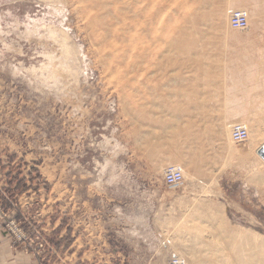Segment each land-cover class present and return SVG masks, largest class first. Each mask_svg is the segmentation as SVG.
Wrapping results in <instances>:
<instances>
[{
	"label": "rangeland",
	"instance_id": "374dc122",
	"mask_svg": "<svg viewBox=\"0 0 264 264\" xmlns=\"http://www.w3.org/2000/svg\"><path fill=\"white\" fill-rule=\"evenodd\" d=\"M132 1L0 0V264H192L193 239L213 232L223 247L232 229L264 240V52L228 26L243 8ZM239 110L255 122L227 147ZM130 192L175 197L170 235L140 259Z\"/></svg>",
	"mask_w": 264,
	"mask_h": 264
},
{
	"label": "bare ground",
	"instance_id": "6f19581e",
	"mask_svg": "<svg viewBox=\"0 0 264 264\" xmlns=\"http://www.w3.org/2000/svg\"><path fill=\"white\" fill-rule=\"evenodd\" d=\"M80 1H82V2H91V3H95V5H96V3L98 2V1H100V0H97V1H94V0H80ZM105 1H110V0H105ZM117 2H119V0H116ZM121 1V0H120ZM134 1V0H133ZM132 1V2H133ZM137 1V0H136ZM136 1H134L136 4H137V2ZM221 2V3H220ZM219 2V4H220V6H222V8H220V9H222L223 11H225V12H229V11H231L232 9H242L243 8V10H238V11H242V12H244L246 15H247V17H248V13H249V17H248V20H249V24L248 25H252L253 24V22L255 21V19H256V17L258 16V14H257V11L255 10V7H254V5L252 4V2H249V0H221ZM105 3H107V2H105ZM110 3V2H109ZM109 3H108V5H109ZM127 3V4H126ZM135 4V5H136ZM105 5V4H104ZM107 5V4H106ZM105 5V6H106ZM125 5V6H124ZM128 5V2H125V4H124V1H123V14H124V12H125V7H128L127 6ZM133 5H134V3H133ZM102 6V5H101ZM98 7V6H97ZM103 7V6H102ZM108 7H110V5L108 6ZM93 8H94V6H93ZM152 8V7H151ZM103 9H104V7H103ZM219 9V10H220ZM245 9V10H244ZM218 10V11H219ZM128 11V10H127ZM131 11V10H130ZM217 11V12H218ZM221 11V10H220ZM100 12H102V11H100ZM129 12V11H128ZM200 11L198 10V12L197 13H199ZM105 13H107V12H105ZM102 14V16L103 15H106V14ZM122 13V12H121ZM131 13V12H130ZM138 13V12H137ZM132 14V13H131ZM130 14V15H131ZM136 14V13H135ZM217 14H220V12L219 13H217ZM222 14V13H221ZM221 14H220V16H221ZM210 15V14H209ZM224 15V14H223ZM225 15H227L226 13H225ZM99 16V15H98ZM133 16H135V15H132V17ZM197 16V15H196ZM228 16V15H227ZM227 16H226V18H227ZM229 17V16H228ZM99 18H101V16H99ZM258 18V17H257ZM102 19V18H101ZM131 19V18H130ZM198 19V18H197ZM229 19V18H228ZM100 20V19H99ZM200 20V19H199ZM101 21V20H100ZM103 21H104V19H103ZM113 21H114V19H113ZM114 22H117V21H114ZM193 22H194V20H193ZM227 22V21H226ZM118 23V22H117ZM195 23V22H194ZM190 24V23H189ZM193 24V23H192ZM195 24H197V22L195 23ZM194 24V25H195ZM228 24H229V21H228ZM227 24V25H228ZM196 26V25H195ZM195 26H193V25H191V27L190 28H192L193 27V29H195ZM229 26V28H231L230 27V25H228ZM227 27V26H226ZM101 28L104 30V31H107L108 29H109V26H104V24L101 26ZM197 29V28H196ZM110 30V29H109ZM127 31V30H126ZM109 32V31H108ZM108 32H105L104 34L106 35V36H108ZM122 32V31H121ZM124 32V31H123ZM192 33V32H191ZM226 36V35H225ZM109 37V36H108ZM187 37H189V36H187ZM195 37V36H194ZM184 38V37H183ZM193 38V37H192ZM104 39H105V37H104ZM123 39V38H122ZM118 40H119V38H118ZM182 40H184V39H182ZM189 40V39H188ZM196 40V39H195ZM234 41H241V38H239V37H235L234 39H233ZM119 42V41H118ZM124 42V41H123ZM184 42V41H183ZM122 43V42H121ZM171 48V47H170ZM185 48V47H184ZM185 49H187V48H185ZM188 50V49H187ZM183 51V50H182ZM124 53V52H123ZM125 54V53H124ZM187 53H185V55H186ZM182 55V54H181ZM193 57V56H192ZM124 59V58H123ZM186 61V60H185ZM243 61L244 62H246V64H248V57H245V59H243ZM250 62V61H249ZM256 62V61H255ZM254 62V63H255ZM261 63H263L264 64V62L262 61ZM256 64H257V62H256ZM255 64V65H256ZM218 65V64H217ZM137 66V65H136ZM249 66H250V64H249ZM258 69V68H257ZM256 71V69H254V72ZM258 73L259 72H256V76H258ZM242 74H240V75H238L237 76V78H238V85H240V82H241V80H242V76H241ZM250 72H248L247 71V78H249L250 79ZM256 76L254 77V78H256ZM244 82V81H243ZM242 82V83H243ZM254 82H255V80H254ZM241 83V84H242ZM220 85V84H219ZM224 85V84H223ZM243 85V84H242ZM245 85V84H244ZM252 87V83H251V81H249V80H247V87H246V92L248 93V95L250 94V92H252L251 91V88ZM202 88V87H201ZM257 91H258V93H259V91H262V90H259L258 89V87H256L255 88ZM241 91H244L245 92V89H243V90H241ZM258 93L257 94H255V96H258ZM198 96V95H197ZM248 97V96H247ZM220 98V97H219ZM255 99V98H254ZM200 100V99H199ZM256 100V99H255ZM258 101H262V100H258ZM264 102V101H263ZM197 103V102H196ZM198 103H199V101H198ZM223 103V102H222ZM240 104V103H239ZM261 106H263V108H264V103H263V105H261ZM224 107V106H223ZM240 109V108H239ZM222 111H223V109H222ZM243 111V110H242ZM244 112V111H243ZM252 114V113H251ZM238 115H239V118H240V124H238V125H242V126H244L245 128H246V130H247V121H249L248 123H251V122H255V121H253L251 118H249L250 117V115H246L245 113H242V112H240V110H239V113H238ZM256 116V115H255ZM250 119V120H247L248 118ZM253 118H254V115H253ZM259 119V118H258ZM257 119V120H258ZM254 120H255V118H254ZM259 122H261V121H259ZM258 122V123H259ZM264 123V122H263ZM263 123H261L262 124V128L264 127L263 126ZM249 125V124H248ZM257 125V124H256ZM255 124H254V126L257 128V129H259L258 127L260 126H256ZM225 126V125H224ZM254 126H252V128H249V131H250V129L252 130V131H250V137L253 135V136H258V135H256L257 133L258 134H260L259 132H257L258 130L257 129H255L254 128ZM229 128H230V126H228ZM229 128H226L225 127V129L222 131L223 133H222V136H224V138L226 139V140H228L227 141V147H231V144L228 146V142H230L231 143V131L229 130ZM261 128V129H262ZM232 129V128H231ZM261 129H259V130H261ZM218 131V130H217ZM229 131H230V133H229ZM257 132V133H256ZM220 133V132H219ZM218 133V134H219ZM247 133H248V130H247ZM215 135V134H214ZM221 135V134H220ZM248 135H249V133H248ZM247 135V136H248ZM260 137V136H259ZM253 138V137H252ZM251 138V139H252ZM247 139H248V137H247ZM254 139V138H253ZM257 139V138H256ZM262 139V138H261ZM258 140V139H257ZM254 141V140H253ZM233 142V141H232ZM256 142V141H255ZM254 142V143H255ZM258 142V141H257ZM253 143V144H254ZM259 143V142H258ZM259 145H261V147L264 145V140H263V142H261ZM258 145V146H259ZM257 146V148L256 149H260L261 147H258ZM179 157H181V155H179ZM262 160V159H261ZM180 161H182V160H180ZM184 161V160H183ZM187 161V160H186ZM188 162V161H187ZM263 162H264V160H263ZM187 164V163H186ZM264 166V165H263ZM171 167H175V168H178V169H180V171H181V173H182V176H183V169H182V167L178 164V165H175V166H171ZM259 169V168H258ZM256 172H257V170H256ZM258 173H259V171H258ZM216 213V212H215ZM219 217V216H218ZM213 218H215V217H213ZM221 218V217H220ZM220 218H218V219H215V220H213V222H216L217 224L216 225H214L213 226V228H212V224H214L213 222H212V224H211V230H214V227L215 226H217V228L219 229V230H221L220 231V233H225V229H226V227H225V222L223 221V220H220ZM224 222V223H223ZM229 227V226H228ZM216 228V227H215ZM229 229H230V227H229ZM197 230V229H196ZM209 232H210V230H208ZM207 231V232H208ZM213 231H211V233H212ZM214 233V232H213ZM211 234V235H209L205 240H199V241H195V240H193V243L191 244V247L189 246L188 247V249H187V253H188V256L190 257V261H191V263L192 264H197L198 262H199V264H264V240H260V241H258V238L256 237V236H251L250 237V234H249V232H243V231H241L240 229L238 230V229H232L231 230V232H230V237L229 238H227V247H223L222 246V243H221V241L220 240H218L217 238V236L216 235H214V234ZM213 235V236H212ZM228 235V234H227ZM212 236V237H211ZM225 238V239H226ZM251 238V239H250ZM197 240V239H196ZM222 240V239H221ZM228 253V254H227ZM200 256V259H201V256H202V258H205L203 261L201 260V261H198V259H196V258H198V257ZM183 261V260H182ZM198 261V262H197ZM184 262V261H183ZM185 263V262H184Z\"/></svg>",
	"mask_w": 264,
	"mask_h": 264
},
{
	"label": "crops",
	"instance_id": "0c3cea01",
	"mask_svg": "<svg viewBox=\"0 0 264 264\" xmlns=\"http://www.w3.org/2000/svg\"><path fill=\"white\" fill-rule=\"evenodd\" d=\"M249 2L254 5L258 18L256 17L252 25H248V35L254 40V51L264 52V0H249ZM254 75L256 76V72ZM258 75L260 78L255 80L254 85L262 91H259L255 99L264 101V71L259 72ZM130 196L135 198L133 202L138 209L135 216L141 220L135 227L136 257L140 259V254L144 256L159 250L161 235H170V228L174 227L176 219L175 197H170L165 192H130ZM195 227H193L194 231H196Z\"/></svg>",
	"mask_w": 264,
	"mask_h": 264
},
{
	"label": "built area",
	"instance_id": "2783aa9c",
	"mask_svg": "<svg viewBox=\"0 0 264 264\" xmlns=\"http://www.w3.org/2000/svg\"><path fill=\"white\" fill-rule=\"evenodd\" d=\"M229 25L233 30H246L248 28V17L242 11H234L229 17ZM247 130L244 126L235 125L231 129V139L233 143H242L247 141ZM163 183L168 188H176L183 182V176L180 169L168 167L163 174ZM167 264H185L181 259L174 257Z\"/></svg>",
	"mask_w": 264,
	"mask_h": 264
},
{
	"label": "water",
	"instance_id": "95a60500",
	"mask_svg": "<svg viewBox=\"0 0 264 264\" xmlns=\"http://www.w3.org/2000/svg\"><path fill=\"white\" fill-rule=\"evenodd\" d=\"M257 155L264 160V145L257 151Z\"/></svg>",
	"mask_w": 264,
	"mask_h": 264
}]
</instances>
